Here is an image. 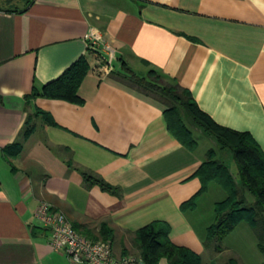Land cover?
<instances>
[{
	"label": "crops",
	"instance_id": "crops-1",
	"mask_svg": "<svg viewBox=\"0 0 264 264\" xmlns=\"http://www.w3.org/2000/svg\"><path fill=\"white\" fill-rule=\"evenodd\" d=\"M81 59L82 104L29 97ZM104 59L107 75L97 71ZM122 63L174 80L264 151V0H0V264H76L53 248L35 215L42 202L92 240L106 224L117 256L140 257L135 233L155 221L202 254L196 215L211 184L194 207L181 205L199 191L205 157L171 134L160 103L121 80Z\"/></svg>",
	"mask_w": 264,
	"mask_h": 264
},
{
	"label": "trees",
	"instance_id": "trees-1",
	"mask_svg": "<svg viewBox=\"0 0 264 264\" xmlns=\"http://www.w3.org/2000/svg\"><path fill=\"white\" fill-rule=\"evenodd\" d=\"M87 71L86 61L81 59L58 79L43 86L41 91L34 89L29 97L43 96L82 104L83 99L79 96L78 89ZM119 73L122 75L121 80L131 89L162 105L168 130L184 147L195 150L198 146V140L194 130L188 125V119L193 126L201 128L217 142L218 148L209 149L206 159L194 172V176L201 182L199 191L181 205L182 209L194 207L198 196L205 193L213 182L225 191V198L214 204V221L207 227L203 241L205 248L212 247L216 242V251H223V241L240 223H246L256 237L257 249L264 256V151L254 137L247 131H238L218 124L201 110L188 89L156 70L139 76L122 63ZM47 120L50 124H55L50 118ZM32 129V126L28 125L24 137H27ZM20 150L21 143L11 144L5 148V154L13 157ZM219 150L232 153L237 165V177L223 161ZM83 175L89 185L96 184L109 192L118 190L99 177L86 173ZM168 232L166 224L155 221L135 233L134 244L146 264H160L162 260H166V264H202L203 258L200 254L172 243ZM111 236L112 230L102 224L100 237L93 240L106 241ZM225 264L239 263L232 257Z\"/></svg>",
	"mask_w": 264,
	"mask_h": 264
},
{
	"label": "rangeland",
	"instance_id": "rangeland-1",
	"mask_svg": "<svg viewBox=\"0 0 264 264\" xmlns=\"http://www.w3.org/2000/svg\"><path fill=\"white\" fill-rule=\"evenodd\" d=\"M187 121L198 140V153L206 159V152L210 148H218L217 142L214 137L204 133L201 128L193 126L189 119ZM219 153L237 177V165L234 162L232 153L228 150H219ZM210 184V191L198 203L199 207L196 215L199 219L196 227L199 228L200 235L204 237L206 236L204 226L210 225L214 221V203L223 200L226 196L225 191L218 184L214 182ZM216 244L215 242L212 247H204L201 254L202 264H225L232 257L236 258L239 264H264V256L256 246V237L246 223H240L223 241V251L217 252L215 249ZM164 264H166V260H164Z\"/></svg>",
	"mask_w": 264,
	"mask_h": 264
},
{
	"label": "built area",
	"instance_id": "built-area-1",
	"mask_svg": "<svg viewBox=\"0 0 264 264\" xmlns=\"http://www.w3.org/2000/svg\"><path fill=\"white\" fill-rule=\"evenodd\" d=\"M111 70V63L105 59L97 67L103 75ZM35 215L50 230L53 248L65 252L76 264H146L135 255H115L109 241H95L82 234L63 212L45 202L38 205Z\"/></svg>",
	"mask_w": 264,
	"mask_h": 264
}]
</instances>
